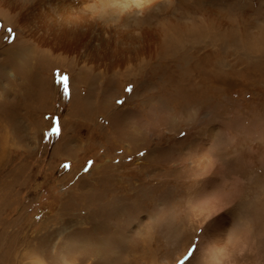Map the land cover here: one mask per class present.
Returning <instances> with one entry per match:
<instances>
[{
    "label": "rangeland",
    "instance_id": "374dc122",
    "mask_svg": "<svg viewBox=\"0 0 264 264\" xmlns=\"http://www.w3.org/2000/svg\"><path fill=\"white\" fill-rule=\"evenodd\" d=\"M36 262L264 264V0H0V264Z\"/></svg>",
    "mask_w": 264,
    "mask_h": 264
},
{
    "label": "bare ground",
    "instance_id": "6f19581e",
    "mask_svg": "<svg viewBox=\"0 0 264 264\" xmlns=\"http://www.w3.org/2000/svg\"><path fill=\"white\" fill-rule=\"evenodd\" d=\"M62 37H63V36H62ZM62 39H63V38H59V42H57L56 45H59L60 42L62 41ZM55 40H58V38H57V39H54V41H55ZM46 41H47V40H46ZM71 42H72V41H69V43H71ZM62 43H63V42H62ZM73 43H74V42H73ZM73 43H72V44H68V43H67L66 46H64V48H66V49H67V48H73V47H72V46H73ZM63 44H64V43H63ZM67 45H68V46H67ZM70 51H71V50H70ZM27 264H41V263L36 262V263H27Z\"/></svg>",
    "mask_w": 264,
    "mask_h": 264
},
{
    "label": "snow or ice",
    "instance_id": "6c2138e0",
    "mask_svg": "<svg viewBox=\"0 0 264 264\" xmlns=\"http://www.w3.org/2000/svg\"><path fill=\"white\" fill-rule=\"evenodd\" d=\"M53 131H54V133H58L59 129L56 128V129H54ZM65 167H67V165H65Z\"/></svg>",
    "mask_w": 264,
    "mask_h": 264
}]
</instances>
